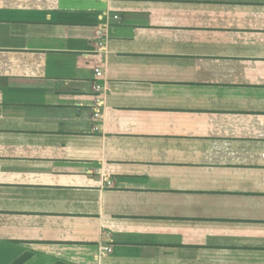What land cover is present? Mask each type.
<instances>
[{
  "label": "crops",
  "instance_id": "crops-1",
  "mask_svg": "<svg viewBox=\"0 0 264 264\" xmlns=\"http://www.w3.org/2000/svg\"><path fill=\"white\" fill-rule=\"evenodd\" d=\"M18 260L264 264V0H0Z\"/></svg>",
  "mask_w": 264,
  "mask_h": 264
},
{
  "label": "built area",
  "instance_id": "built-area-1",
  "mask_svg": "<svg viewBox=\"0 0 264 264\" xmlns=\"http://www.w3.org/2000/svg\"><path fill=\"white\" fill-rule=\"evenodd\" d=\"M98 75H102V72L99 70L98 71ZM102 88V84L100 82H96L95 84V89L96 90H101ZM96 116L99 118L101 116V112L100 110L98 109L97 113H96ZM108 250H111L110 248Z\"/></svg>",
  "mask_w": 264,
  "mask_h": 264
},
{
  "label": "trees",
  "instance_id": "trees-1",
  "mask_svg": "<svg viewBox=\"0 0 264 264\" xmlns=\"http://www.w3.org/2000/svg\"><path fill=\"white\" fill-rule=\"evenodd\" d=\"M23 260H18L17 262H15L14 264H20Z\"/></svg>",
  "mask_w": 264,
  "mask_h": 264
}]
</instances>
